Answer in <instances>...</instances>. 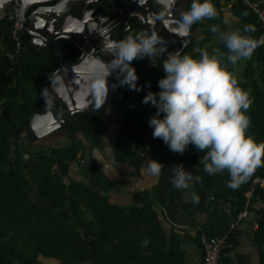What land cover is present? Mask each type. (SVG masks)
<instances>
[{
    "label": "trees",
    "instance_id": "16d2710c",
    "mask_svg": "<svg viewBox=\"0 0 264 264\" xmlns=\"http://www.w3.org/2000/svg\"><path fill=\"white\" fill-rule=\"evenodd\" d=\"M229 1H233V12L239 17V28L252 24L255 31L250 35H264L258 13L243 0ZM190 3L187 0L180 10ZM213 3L218 15L192 24L191 42L182 53L198 56L201 49L211 51L213 48L204 46L216 35L210 31L211 25L228 29L223 1ZM245 11L247 15H243ZM13 27L14 19L7 12L0 18V264H41V256L62 264H183L184 252L177 237L171 235L169 239L159 212L150 202L115 204L102 187L98 190L86 181L69 177L70 161L83 164L80 152L84 140L91 138L105 119L107 100L99 108L94 102L91 109L79 111L75 121L68 123V146L33 151L23 146L24 136L32 139L27 132L32 113L50 109L56 117H62L57 101L48 94L59 58L54 52H37L21 34V49L15 59H9L3 53L15 50ZM215 47L223 49L218 40ZM251 57L243 76L237 78L252 98L246 135L253 137L257 147L264 148V44ZM164 58H156L159 77L164 75L160 64ZM147 62V56L132 61L140 90L121 85L115 98L118 113L125 115L120 122L116 157L136 165L145 159L150 129L147 121L155 112V107L143 103L142 98L147 91L158 90L157 83L150 87L147 75L152 70ZM257 177L264 178V152L237 188L228 187L227 170L209 175V181L216 185L215 201L229 202L235 219L249 201L248 216H255V236L264 264V187L254 182ZM145 237L149 243L142 247Z\"/></svg>",
    "mask_w": 264,
    "mask_h": 264
},
{
    "label": "clouds",
    "instance_id": "9594fccd",
    "mask_svg": "<svg viewBox=\"0 0 264 264\" xmlns=\"http://www.w3.org/2000/svg\"><path fill=\"white\" fill-rule=\"evenodd\" d=\"M217 15L213 0H191L190 6L181 10L174 21V31L187 36L194 22ZM210 31L217 34L223 49H201L198 56L182 53L180 49L169 51L163 36L151 29L112 41L109 44L111 58L100 61L107 69L105 87L99 92L93 89V95L103 97L96 100V108L105 103L110 74L116 76L115 83L139 91L132 61L147 56L156 63L153 58L164 55L160 63L164 75L157 81L158 90H149L142 98L143 103L155 107L147 121L153 137L161 138L173 152L183 153L191 143L199 152H204L201 161L204 171L212 175L227 170L228 187L235 189L264 152V148L255 145L251 135H246L250 125L247 110L252 98L240 84L235 66L242 59L250 58L254 50L264 44V35H250L255 31L252 24H244L242 29H220L213 24ZM163 165L151 158L147 170L152 175H159ZM171 172L172 183L177 188L191 187L192 171L182 162L171 165ZM194 179L199 181L201 177L197 175ZM192 202H199L195 192ZM148 243L145 237L141 246Z\"/></svg>",
    "mask_w": 264,
    "mask_h": 264
},
{
    "label": "crops",
    "instance_id": "0c3cea01",
    "mask_svg": "<svg viewBox=\"0 0 264 264\" xmlns=\"http://www.w3.org/2000/svg\"><path fill=\"white\" fill-rule=\"evenodd\" d=\"M222 1L226 27L239 28V17L233 12V1ZM261 1L264 8V0ZM157 75L159 79V74ZM147 76L149 78V74ZM156 79L153 81L149 78L152 89L158 81ZM153 107L152 105L151 108ZM124 118L125 115L117 111V103L111 102L107 107L105 119L99 124L94 135L84 140V147L80 152V156L83 155V164L70 161L69 177L86 181L98 190L102 187V191L107 193L115 204L129 206L150 202L159 212L169 239L171 235L177 237L184 252L183 264H201L203 258L201 235L203 233L214 235L219 232L229 234L224 264H261L260 248L255 236L257 223L254 214L247 215L232 227L235 217L231 211V204L215 201L216 185L210 183L209 174L204 171L201 162L204 152H199L191 143L183 153L173 152L161 138L153 137L150 127L144 161L140 165L129 160L119 161L115 153L116 142L121 129L120 122ZM24 138L23 145L29 151L68 146L71 142L68 135L52 136L36 141L31 146L32 144ZM151 158L164 164L159 175H152L147 170ZM181 162L192 171L193 181L188 189L177 188L171 180V165ZM197 175L201 177L199 181L194 179ZM67 178L65 179L68 181ZM193 192L199 196L198 203L192 202Z\"/></svg>",
    "mask_w": 264,
    "mask_h": 264
},
{
    "label": "flooded vegetation",
    "instance_id": "af4514ba",
    "mask_svg": "<svg viewBox=\"0 0 264 264\" xmlns=\"http://www.w3.org/2000/svg\"><path fill=\"white\" fill-rule=\"evenodd\" d=\"M186 1L171 0L167 6H161V12L164 16L156 19L150 11L152 10L150 0H135L134 2L131 0H50L49 2L30 6L26 10V16L32 25L39 27L42 33L49 36L48 40L43 41L36 37L37 44L34 45L36 51L41 53L54 52L59 58V64L52 73L53 80L55 76L62 73V70L59 69L62 62L77 64L85 58H87V61L81 67L84 71L86 69L106 71L107 69L104 65L97 64L96 61L98 59L108 61L107 57L111 58L109 44L137 31L153 29L163 36L169 51L183 50L191 42V29L188 37L181 36L174 31L175 24L173 21L179 16L180 8ZM13 5L14 3L11 6ZM147 7H150V9H147ZM162 20L166 22L164 23L165 29H159L158 27L159 22ZM160 30L163 31L161 32ZM173 31L175 35L172 34ZM67 32H71L74 38H68ZM21 34L28 38V42L32 39L23 29ZM159 57H154V61L156 62V58ZM147 64L148 66H156V63H153L150 58H148ZM86 74L88 73L80 72V81L84 79ZM112 76L113 83L111 78L107 77V107L111 102H115L121 86L115 83L117 80L116 76L114 74ZM105 79H101L98 83L96 82L94 84L95 88L93 86V88L86 90V94L93 95V89L97 92L103 89L105 87ZM97 84L100 89H98ZM98 98L102 99L103 97ZM98 98L92 101L91 107ZM89 109L86 108L80 110V112ZM60 111L62 117H55L58 120L65 119L67 127H60L40 139L35 140L32 138V142L48 138L60 130L67 131L68 123L75 121V115L79 112Z\"/></svg>",
    "mask_w": 264,
    "mask_h": 264
},
{
    "label": "water",
    "instance_id": "95a60500",
    "mask_svg": "<svg viewBox=\"0 0 264 264\" xmlns=\"http://www.w3.org/2000/svg\"><path fill=\"white\" fill-rule=\"evenodd\" d=\"M49 1L50 0H0V15L4 14L6 12V9L10 5H12V3H14V5H16L19 10V18L22 25V29L32 37V39L29 40V43L34 46L37 44L36 37H39V39L43 41L48 40L49 36L42 33L39 27H35L29 22V18L26 16V10L32 5L42 4ZM131 1L134 2L135 0ZM170 1L171 0H150L152 4V10L150 11L155 17V19L157 17L161 18L164 16V14L161 12V6H167ZM147 9H150V7H147ZM164 23L166 22L163 20L159 22V29H165ZM160 31L162 32L163 30ZM174 33L175 32L173 31L172 34ZM67 37L73 39L74 35L71 34V32H67ZM186 37H188V35ZM107 58L110 59L109 57ZM86 61L87 58L77 64H73L70 62H62V65L59 68L60 70H62V73H59L51 81L48 94L57 101L60 110L75 113L86 108L91 109L90 104L93 100L98 98V96L96 95L86 94L85 91L90 88H93L96 82L98 83L101 81V79L106 78L105 74L107 70L105 71L101 69H86L84 71L81 67L83 64L86 63ZM100 61L102 60L98 59V61H96L97 64H101ZM80 72L88 73L84 75V79L81 81ZM108 78H111V82L113 83L112 74H110ZM98 89H100L99 85ZM60 127H67L66 120H58L55 117L53 111L48 109L44 112L32 113L27 132L31 135L33 139L36 140L52 133Z\"/></svg>",
    "mask_w": 264,
    "mask_h": 264
},
{
    "label": "built area",
    "instance_id": "2783aa9c",
    "mask_svg": "<svg viewBox=\"0 0 264 264\" xmlns=\"http://www.w3.org/2000/svg\"><path fill=\"white\" fill-rule=\"evenodd\" d=\"M248 6H250L256 13H258L262 26L264 28V8L262 7L261 0H243ZM9 12L10 17L14 19V27L12 31V39L15 42V50H8L3 54L9 59H15L21 49V32L22 25L19 18L18 8L15 10H7L0 18L4 17ZM260 183L264 187V178L257 177L254 181ZM249 212V201L246 203L245 208L240 212L232 227L235 223L242 221ZM201 242L203 244V259L201 264H224L222 260L223 249L228 245L229 234L219 233L213 236L203 233L201 235Z\"/></svg>",
    "mask_w": 264,
    "mask_h": 264
},
{
    "label": "rangeland",
    "instance_id": "374dc122",
    "mask_svg": "<svg viewBox=\"0 0 264 264\" xmlns=\"http://www.w3.org/2000/svg\"><path fill=\"white\" fill-rule=\"evenodd\" d=\"M15 9H17V6L16 5H13V6H9L8 8H7V10H15ZM199 34H201V32H202V28H199L198 29V31H197ZM217 34L214 36V38H212V40H210V41H208V42H206L205 44H204V46L205 47H210V48H214L215 46H216V43H217ZM197 49L199 50V47H197ZM252 56V55H251ZM252 57H250V58H247V59H242L241 60V62L239 63V65L238 66H236V72H235V74H236V76H240V77H242L243 76V74H244V72H245V67H246V65H247V63H248V61H249V59H251ZM254 64L256 65V62L254 61ZM149 68H152V69H156V66L155 65H149ZM149 78H151L153 81L157 78L158 79V75H157V73L155 72V70L153 71H150L149 72ZM153 78H155V79H153ZM157 79H156V81H157ZM32 92V91H31ZM65 135H67V132L65 131V130H60V131H57V132H55L54 134H52L51 136H49L48 138H50V137H52V136H57V137H61V136H65ZM25 138H24V140H26L29 144H32L31 146H33V144H34V142H32V140L31 139H29L28 138V136H24ZM44 139H47V138H44ZM43 140V139H42ZM25 141V142H26ZM24 142V141H23ZM24 146V145H23ZM27 149V148H26ZM10 158H14V154H12L11 155V157ZM95 185V184H94ZM224 259H226L225 257H224ZM40 263L41 264H62V262L60 261V260H56V259H49V258H45V257H40Z\"/></svg>",
    "mask_w": 264,
    "mask_h": 264
}]
</instances>
